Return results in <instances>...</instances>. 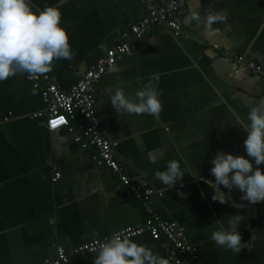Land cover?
I'll return each mask as SVG.
<instances>
[{"label":"crops","instance_id":"1","mask_svg":"<svg viewBox=\"0 0 264 264\" xmlns=\"http://www.w3.org/2000/svg\"><path fill=\"white\" fill-rule=\"evenodd\" d=\"M31 2L43 8L59 0ZM189 6L201 15L222 11L227 22L211 29L189 24ZM60 10L75 52L71 60L55 61L49 72L63 90L143 14L138 0H66ZM177 19L180 32L150 26L132 56L104 73L96 85L94 112L104 136L118 142L114 155L123 171L162 192L152 200L156 214L184 229L203 264H264V201L250 204L233 189L229 195L243 207L221 204L212 200L215 190L204 182H214L210 161L217 150L247 155L246 132L236 123L247 122L250 104L264 102V74L230 62L224 52L256 62L264 73V0H183ZM153 74L162 90L159 117L118 116L110 94L120 88L134 95ZM32 90L25 75L0 82V264H42L57 245L69 251L146 218L130 194L119 192L115 176L94 164L90 146L74 142L66 129L47 131L43 118L30 117L44 108ZM169 159L180 162L183 187L177 182L167 190L154 178ZM259 167L264 170V164ZM54 170L61 176L52 182ZM237 214L244 217L237 229L242 241L251 236L256 241L251 251L235 254L217 247L210 233ZM131 239L167 258L164 239L153 240L148 233ZM95 255H70L68 264H93Z\"/></svg>","mask_w":264,"mask_h":264},{"label":"clouds","instance_id":"2","mask_svg":"<svg viewBox=\"0 0 264 264\" xmlns=\"http://www.w3.org/2000/svg\"><path fill=\"white\" fill-rule=\"evenodd\" d=\"M45 5L34 8L31 0H0V82L16 75H27L28 79H39L53 70L57 60H71L75 56L66 29L61 24V5ZM183 3V0H180ZM180 5L177 0L168 4L170 11H175ZM186 21L205 29L213 25L227 22V16L222 11L207 12L203 15L198 10L188 7ZM159 77L155 74L134 95H125L117 88L109 96L112 107L119 115H150L158 118L163 110L160 99L162 90L158 87ZM35 95V89L32 90ZM247 122L237 121L246 132L243 140L244 155H234L230 152L217 150L211 159L210 173L214 177L204 182L215 191L212 200L221 204L231 202L233 207L241 208L229 195L233 189L241 193L240 199L250 204L264 201V170L259 166L264 164V102L250 104ZM251 158V159H249ZM150 162L155 160L150 157ZM256 165L254 167L253 165ZM185 172L177 159H169L164 170L154 172V178L172 188L181 183ZM223 186L228 192L221 190ZM181 197L183 192L177 191ZM244 219L241 215H230L227 226L223 224L211 231L210 239L216 246L238 254L241 249H251L256 237L251 236L247 242L242 241L238 226ZM154 246L137 243L123 233H114L105 240L98 242L92 248L96 253L93 264H170V260L152 250Z\"/></svg>","mask_w":264,"mask_h":264},{"label":"built area","instance_id":"3","mask_svg":"<svg viewBox=\"0 0 264 264\" xmlns=\"http://www.w3.org/2000/svg\"><path fill=\"white\" fill-rule=\"evenodd\" d=\"M142 5L143 14L128 30L122 32L116 42L105 49L104 54L76 80L68 89L63 90L56 84L50 74L40 76L39 79H25L35 89L44 106L43 110L33 112L31 118H43L47 131L53 132L66 129L74 142L92 148L91 159L95 165L109 170L117 180L119 192H127L137 202L146 218L143 224L126 225L102 237L77 244L69 251L57 245L54 254L44 259L42 264H68L70 255L93 254L92 248L98 242L105 240L114 233H123L130 239L143 233H148L153 240L164 239V251L172 264H203L196 245L186 240L184 229L172 221H165L158 217L152 206L154 197L162 192L151 187L145 179L139 177L133 181L123 171L121 163L114 155L117 140H108L102 133L99 118L94 112V96L96 85L104 73L115 67L117 62L125 56H132L137 42L147 33L152 25H165L172 33L181 31L177 10L170 11L168 4L171 0H138ZM180 5V0H177ZM215 47V46H214ZM224 56L232 63L243 65L254 74L262 75L261 65L244 56L224 52ZM4 116L3 120H8ZM54 122H58L55 123ZM61 176L58 170L52 173L51 181L55 182Z\"/></svg>","mask_w":264,"mask_h":264},{"label":"snow or ice","instance_id":"4","mask_svg":"<svg viewBox=\"0 0 264 264\" xmlns=\"http://www.w3.org/2000/svg\"><path fill=\"white\" fill-rule=\"evenodd\" d=\"M55 123H58V122H54V124H55Z\"/></svg>","mask_w":264,"mask_h":264}]
</instances>
